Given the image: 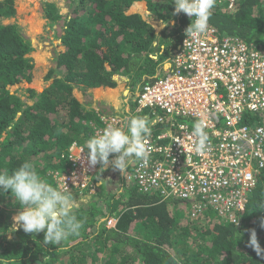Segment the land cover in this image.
Here are the masks:
<instances>
[{
  "label": "trees",
  "instance_id": "16d2710c",
  "mask_svg": "<svg viewBox=\"0 0 264 264\" xmlns=\"http://www.w3.org/2000/svg\"><path fill=\"white\" fill-rule=\"evenodd\" d=\"M134 1L71 0V11L63 20L62 48L45 76L50 82L40 91L28 88V97H33L28 104L9 86L32 80L33 59L26 56L31 42L16 23L2 21L13 15L14 0H0V171L11 173L29 160L41 178L56 187L51 171L72 168L69 147L76 143L87 153L86 141L104 127L98 115L106 114L103 108L86 107L73 89L113 87V76L119 74L130 78L128 87L134 94L156 78L143 79L155 71L157 61L150 55L157 35L140 14L128 13ZM145 1L151 13L164 20L171 17L172 0ZM44 12L51 25L62 17L53 2H44ZM179 14L185 32L191 20ZM208 23L219 34L264 48V0H238L231 10L218 5ZM167 69L164 74L170 66ZM130 105L134 109L135 100ZM146 112L132 114L147 116ZM162 128L153 126L155 132ZM100 167L92 179L93 193L88 194V188L69 190L74 199L87 194L88 202L77 204L76 214L84 221L80 235L61 245H45L42 232L33 235L22 229L7 238L13 222L5 210L20 205L10 193H0V264H264V255L258 256L247 244L248 230L255 229L264 248V209L258 208L264 204V165L243 209L235 212V226L234 220L212 212L190 217L187 201L142 193L122 177L119 187L110 191L104 182L96 184L106 171ZM110 218L116 219L114 226L106 224Z\"/></svg>",
  "mask_w": 264,
  "mask_h": 264
},
{
  "label": "built area",
  "instance_id": "2783aa9c",
  "mask_svg": "<svg viewBox=\"0 0 264 264\" xmlns=\"http://www.w3.org/2000/svg\"><path fill=\"white\" fill-rule=\"evenodd\" d=\"M237 2L215 0L214 7L231 10ZM169 64L135 100L136 111L146 110L149 118L148 163L130 159L121 177L142 193L187 201L190 217L212 212L234 220L264 165V48L209 24L204 33L184 32ZM98 115L104 127L96 135L109 125L127 129V113ZM197 119L204 120L209 138L204 153L193 148ZM158 124L163 128L155 132ZM82 149L73 143L67 153L72 168L51 171L57 188L94 192L98 164L90 165Z\"/></svg>",
  "mask_w": 264,
  "mask_h": 264
},
{
  "label": "clouds",
  "instance_id": "9594fccd",
  "mask_svg": "<svg viewBox=\"0 0 264 264\" xmlns=\"http://www.w3.org/2000/svg\"><path fill=\"white\" fill-rule=\"evenodd\" d=\"M171 3L174 5V15L184 13L191 20L185 29L186 35L207 31L215 0H172ZM204 129V120L197 119L192 131L196 139L193 148L197 153H204L210 147ZM150 131L149 118L146 115H130L126 130L107 126L101 134L86 141L88 163L92 166L99 164L100 171H103L109 163L110 155L114 154L112 167L120 170L122 174L130 159L146 165L150 152L144 138ZM0 193H10L14 202L20 205V210L12 218L13 226L9 228V232L20 229L33 235L42 232L45 245H61L70 237L80 235L84 221L76 214L78 205L72 193L67 187L61 190L42 179L31 161H23L11 173L7 169L0 171ZM258 208L264 209V204ZM237 223L238 219L233 221L234 226ZM261 226L264 227V220L261 221ZM248 233V246L258 256L264 255V248H261L258 242L255 229H249ZM176 264H179V261H176Z\"/></svg>",
  "mask_w": 264,
  "mask_h": 264
},
{
  "label": "crops",
  "instance_id": "0c3cea01",
  "mask_svg": "<svg viewBox=\"0 0 264 264\" xmlns=\"http://www.w3.org/2000/svg\"><path fill=\"white\" fill-rule=\"evenodd\" d=\"M128 13L140 14L143 20L155 28V33L157 35L156 40L153 42L154 51L150 55L154 61H157L155 71L152 74L144 75L143 79L147 78L146 80H149L151 78L163 75L164 72H166V69H169L170 58L173 55L174 49L182 39L184 32V20L181 18L180 14L174 15L173 13L167 20L160 18L158 14H153L148 10L145 0L134 1L128 10ZM113 79L116 82V85L113 87L98 86L86 89L76 87L73 89V94L78 99V101L84 104L86 107L99 105L108 115L127 113L130 116L132 113L137 112L136 106L134 109H131L130 107L131 101L136 100L137 93L135 92L132 94L129 90V87L125 88L126 84L127 86L129 85L128 82L130 78L126 75L116 74L113 76ZM83 94H85L86 99ZM114 159L115 155L113 154L110 157L108 165L104 168L106 170L105 173L101 176L100 181L96 182L97 185H99L101 182H104L110 191L116 190L119 187L121 181L120 170L114 169L112 167V161ZM98 171L99 168L97 169L94 178L99 175Z\"/></svg>",
  "mask_w": 264,
  "mask_h": 264
},
{
  "label": "rangeland",
  "instance_id": "374dc122",
  "mask_svg": "<svg viewBox=\"0 0 264 264\" xmlns=\"http://www.w3.org/2000/svg\"><path fill=\"white\" fill-rule=\"evenodd\" d=\"M46 1L53 2L62 14V17L53 25L49 24V21L44 17V2ZM13 6V15L2 21L3 23H16L20 27L22 34L30 40L31 49L26 56L33 59V77L30 83L22 82L14 84L9 86V89L11 92H15L19 95L25 102L31 104L33 102V97H28V88L40 91L50 82V80L45 79V76L48 70L54 68L56 65L54 60L55 52L62 48L60 36L63 33V20L71 11V0H14ZM35 26L38 28L35 29ZM125 88H128L127 84ZM85 94L83 95L86 99ZM74 200L77 204H87L88 196L84 194V196H79L78 199ZM1 204L3 203L0 201V205ZM7 208H9V210L5 211H10V220L13 222L12 218L18 213L20 208L17 209L8 206ZM115 222V218H110V220L108 219L106 221V224L108 226H114ZM6 233L7 238H9L10 232L7 231Z\"/></svg>",
  "mask_w": 264,
  "mask_h": 264
},
{
  "label": "bare ground",
  "instance_id": "6f19581e",
  "mask_svg": "<svg viewBox=\"0 0 264 264\" xmlns=\"http://www.w3.org/2000/svg\"><path fill=\"white\" fill-rule=\"evenodd\" d=\"M37 25H39V24H37ZM34 28L37 29L38 27L36 28V26H35Z\"/></svg>",
  "mask_w": 264,
  "mask_h": 264
}]
</instances>
